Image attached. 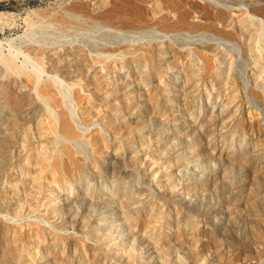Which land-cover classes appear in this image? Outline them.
Wrapping results in <instances>:
<instances>
[{
	"label": "rangeland",
	"instance_id": "obj_1",
	"mask_svg": "<svg viewBox=\"0 0 264 264\" xmlns=\"http://www.w3.org/2000/svg\"><path fill=\"white\" fill-rule=\"evenodd\" d=\"M0 83V264H264V0H0Z\"/></svg>",
	"mask_w": 264,
	"mask_h": 264
},
{
	"label": "bare ground",
	"instance_id": "obj_2",
	"mask_svg": "<svg viewBox=\"0 0 264 264\" xmlns=\"http://www.w3.org/2000/svg\"><path fill=\"white\" fill-rule=\"evenodd\" d=\"M50 89V88H49ZM5 90V86L4 84L0 83V93L3 92ZM49 98L51 99V93L48 92L47 93ZM47 96V97H48ZM60 99V98H59ZM61 100V99H60ZM57 98H52V101L55 102L58 106H60L59 104V101ZM61 113H62V122H61V129L62 131L69 135V136H72L74 135V129H73V126L71 125V123L68 121L67 117H66V114L63 112V110L61 109Z\"/></svg>",
	"mask_w": 264,
	"mask_h": 264
}]
</instances>
